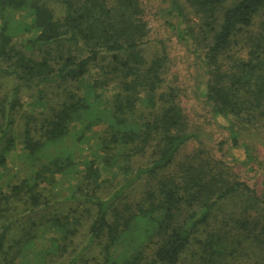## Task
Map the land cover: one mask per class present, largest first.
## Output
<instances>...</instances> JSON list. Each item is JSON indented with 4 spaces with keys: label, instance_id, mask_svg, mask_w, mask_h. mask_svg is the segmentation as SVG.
Here are the masks:
<instances>
[{
    "label": "trees",
    "instance_id": "trees-1",
    "mask_svg": "<svg viewBox=\"0 0 264 264\" xmlns=\"http://www.w3.org/2000/svg\"><path fill=\"white\" fill-rule=\"evenodd\" d=\"M165 1V24L192 48L199 97L227 121L231 146L246 127L264 135V20L251 30L264 0H183L194 22L180 0ZM147 33L141 0H0V78L12 82L0 93V166L18 144L31 168L0 185V264H76L93 248V264H264L263 196L223 141L207 144L190 124L165 52L144 53ZM21 90L43 108L24 112L15 134ZM92 130L98 159L47 155ZM64 177L74 182L62 199Z\"/></svg>",
    "mask_w": 264,
    "mask_h": 264
},
{
    "label": "rangeland",
    "instance_id": "rangeland-1",
    "mask_svg": "<svg viewBox=\"0 0 264 264\" xmlns=\"http://www.w3.org/2000/svg\"><path fill=\"white\" fill-rule=\"evenodd\" d=\"M145 19L147 22L148 33L146 36L143 50L149 58L160 52H165L168 65V79L177 83L181 91V105L194 127H199L203 133V140L209 145L218 144L223 141L222 149L225 153V159L233 162L234 171L240 179L247 181L254 186L257 193L264 198V135L261 131L251 128L241 129L238 135L239 142L237 146H231L226 137V128L228 123L222 117H213L204 99L199 97V77L197 69L194 66L196 61L192 48L188 43H180L176 40L172 30L165 24L166 13L164 12L167 2L165 0H141ZM188 19L195 21L193 13L187 7L183 0H180ZM264 20V15L260 13L255 18V23L251 30H255L260 21ZM83 81L86 86L91 81L93 72ZM12 82L6 78H0V93L2 95H10ZM201 89V86H200ZM21 108L15 116L14 133H19L22 129V120L20 117L24 112H38L42 110L43 105L34 97L30 96V92L21 90L18 93ZM98 133L94 130L85 133L80 140L77 136L69 134L56 144L46 148L47 155H53L60 151L70 152L74 159L78 162L84 159H98L99 150L97 148ZM245 148L249 149L250 157L253 159L252 166L245 165L246 155ZM30 162L25 158L20 145L16 144V148L9 152L6 156V162L0 166V185L5 188L8 183H14L30 173ZM102 173L106 176L110 175L107 169L102 168ZM72 177H64L59 179L56 185V192L62 199L71 191V185L74 180ZM137 190L133 191V196L138 197ZM66 204V203H63ZM222 209L225 211L233 206V200H227L223 204ZM84 224L74 239L75 252H77L85 241ZM95 257V258H93ZM98 257L96 248H93L82 261L76 264H93ZM93 258V260L91 259ZM69 257L62 259H53L47 264H66Z\"/></svg>",
    "mask_w": 264,
    "mask_h": 264
}]
</instances>
